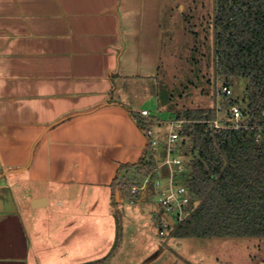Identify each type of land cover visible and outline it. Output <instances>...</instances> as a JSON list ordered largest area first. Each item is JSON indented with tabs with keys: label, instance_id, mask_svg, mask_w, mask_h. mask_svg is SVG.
Returning a JSON list of instances; mask_svg holds the SVG:
<instances>
[{
	"label": "crops",
	"instance_id": "crops-1",
	"mask_svg": "<svg viewBox=\"0 0 264 264\" xmlns=\"http://www.w3.org/2000/svg\"><path fill=\"white\" fill-rule=\"evenodd\" d=\"M166 2L0 0V264L34 257L18 198L30 186V209L65 201L50 219L80 217L86 243L93 219L126 200L121 167L147 139L132 116L145 109L121 98L158 75Z\"/></svg>",
	"mask_w": 264,
	"mask_h": 264
},
{
	"label": "rangeland",
	"instance_id": "rangeland-1",
	"mask_svg": "<svg viewBox=\"0 0 264 264\" xmlns=\"http://www.w3.org/2000/svg\"><path fill=\"white\" fill-rule=\"evenodd\" d=\"M213 12V0H167L158 75L133 85L121 98L137 111H148L154 123H162L153 125L162 141L168 133L165 122L176 111L215 106L224 117L226 105L221 107V102L225 99L216 97L223 80L213 66ZM230 87L232 98L245 96L246 80L237 79ZM144 174L130 171L120 183L122 187L136 185ZM181 181L177 176V183ZM38 188L30 186L26 196L18 195L32 239L34 257L29 264H264V238H176L169 230L160 236L163 218L155 194L145 203L119 199L110 218L93 219L89 242H83L87 235L81 233L80 217L50 219L48 211L64 209L65 201L57 206V198L52 197L49 208L30 209L28 199ZM144 205L150 209L148 214L141 210ZM70 222L72 226L66 227ZM36 227L43 233L41 239Z\"/></svg>",
	"mask_w": 264,
	"mask_h": 264
},
{
	"label": "trees",
	"instance_id": "trees-1",
	"mask_svg": "<svg viewBox=\"0 0 264 264\" xmlns=\"http://www.w3.org/2000/svg\"><path fill=\"white\" fill-rule=\"evenodd\" d=\"M213 55L215 74L230 86L246 80L244 97H221V107L245 105L248 126L264 124V0H213ZM218 112L208 109L179 110L169 120H191L178 141L186 170L183 184L191 197L188 217L170 227L176 238H264V130H206L200 121L214 119ZM142 132L153 124L151 117L132 112ZM158 159L142 158L121 170L148 172ZM144 176V175H143ZM137 182V184H139ZM126 199L129 186L119 182ZM114 188V186H112ZM167 230V231H168Z\"/></svg>",
	"mask_w": 264,
	"mask_h": 264
},
{
	"label": "built area",
	"instance_id": "built-area-1",
	"mask_svg": "<svg viewBox=\"0 0 264 264\" xmlns=\"http://www.w3.org/2000/svg\"><path fill=\"white\" fill-rule=\"evenodd\" d=\"M232 96L231 87L221 85L216 92V97ZM143 117L148 116V111L142 110ZM264 117V111L261 112ZM247 117L237 104L228 105L224 117L217 115L214 119H203L202 123L206 125V130L218 133L225 129H249L257 127L258 130H264V124L261 126H248ZM191 120H169L165 124L168 127V133L163 141L159 134L153 128L155 123L148 125L144 129V135L147 139V153L158 159V163L150 171L146 172L139 184L129 186L128 198L130 204H135L142 199H153L157 196V203L161 213L167 214L174 225L185 220L190 212L191 197L188 189L181 181L177 183V176L184 178L186 170L182 156L179 153L178 141L185 129L192 124ZM162 124V123H161ZM157 151V155L155 153ZM167 175L165 174V171ZM159 235H165L171 225L163 218Z\"/></svg>",
	"mask_w": 264,
	"mask_h": 264
},
{
	"label": "water",
	"instance_id": "water-1",
	"mask_svg": "<svg viewBox=\"0 0 264 264\" xmlns=\"http://www.w3.org/2000/svg\"><path fill=\"white\" fill-rule=\"evenodd\" d=\"M143 202H145V199H143ZM39 203H41V200H36L34 202V204H36L37 206H38ZM163 218L171 225V227L174 226V222L172 221V219L167 214L164 213L163 214Z\"/></svg>",
	"mask_w": 264,
	"mask_h": 264
}]
</instances>
